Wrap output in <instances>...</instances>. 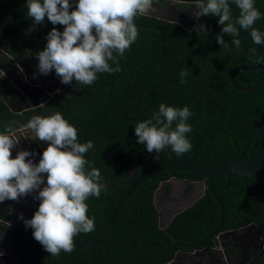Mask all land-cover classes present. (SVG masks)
I'll use <instances>...</instances> for the list:
<instances>
[{
	"label": "trees",
	"instance_id": "1",
	"mask_svg": "<svg viewBox=\"0 0 264 264\" xmlns=\"http://www.w3.org/2000/svg\"><path fill=\"white\" fill-rule=\"evenodd\" d=\"M231 5L238 16V7ZM255 6L261 18L254 26L264 32V0H255ZM212 19L218 23V17ZM45 21L33 29L26 0H0V77L5 70L1 67L10 57L20 58L25 52L34 51L40 41L47 42L42 32ZM134 22L139 36L123 58L117 57L122 71L98 73L92 85L84 86L55 110L78 129L79 142H93L86 159L91 167L99 169L102 181L111 179L145 147L137 143L138 121L126 119L120 111L128 112L133 118L152 117L161 103L180 108L188 106L192 112L187 121L192 126L187 134L192 144L187 153L191 160L213 164L248 156L264 113V83L254 90L240 91L230 83L228 75L234 67L250 65L242 60L262 62L263 50L242 35L241 46L236 48L231 44L232 38L225 34L228 57L226 49L216 40L222 26L216 29L211 22H200L207 29L201 32H187L145 15L136 17ZM53 27L63 26H54L48 21L45 34ZM109 63L116 66L112 61ZM184 69L188 71L187 77L180 76ZM263 77L264 65L234 74L242 86L252 85ZM181 79L186 82L181 84ZM1 83L0 80V95ZM11 115L0 97V117ZM263 146L264 128L258 150ZM178 160L167 149L158 157L155 152L146 151L117 181L107 185V191H102L99 198L90 197L86 203L88 215L95 218V230L76 236L71 253L64 255L61 251L58 256H51L34 239L33 229L26 225L16 227L12 253L20 264H75L83 241L95 240L102 233L116 202L129 185L126 178L130 176L132 181L154 163ZM172 176L205 178L170 170L148 175L122 207L103 244L88 248L81 264H159L167 261L164 258L173 241L193 243L207 238L220 220L219 205L209 190L165 229L159 227L155 193L160 183ZM213 186L225 207L221 230L255 222L264 234V190L256 178L217 176L213 178ZM164 187L167 196L170 184L165 182ZM181 248L174 246L170 257Z\"/></svg>",
	"mask_w": 264,
	"mask_h": 264
},
{
	"label": "clouds",
	"instance_id": "2",
	"mask_svg": "<svg viewBox=\"0 0 264 264\" xmlns=\"http://www.w3.org/2000/svg\"><path fill=\"white\" fill-rule=\"evenodd\" d=\"M230 3L238 7V16L233 14ZM26 4L33 29L45 18L54 26H63V31L53 27L44 49L35 53L37 72L46 76L54 71L62 84L71 87L73 82L92 85L98 73L122 71L117 57L123 58L138 39L135 18L148 14L153 0H26ZM193 4L198 10L193 14L197 19L218 17L222 27L216 40L221 48L229 47L225 34L239 48L241 30L249 34L254 44L264 45V32L254 26L261 18L255 0H193ZM196 31L207 29L198 24ZM187 75V69L180 72L181 77ZM185 82L180 80L181 84ZM191 116L188 106L161 103L152 118L136 122L137 143L157 157L166 149L176 156L188 153L192 149L187 137L192 131L187 123ZM24 127L35 141L48 146L39 163L28 159L34 156L28 150H20L13 157L20 137L12 127L0 130V203L33 194V199L40 202L39 208L24 221L26 227L33 229L34 239L51 256H58L61 251L71 253L76 236L95 230V218L88 215L86 202L107 191L99 169L91 167L86 159L94 144L91 140L79 142L78 129L55 110L33 116Z\"/></svg>",
	"mask_w": 264,
	"mask_h": 264
},
{
	"label": "flooded vegetation",
	"instance_id": "3",
	"mask_svg": "<svg viewBox=\"0 0 264 264\" xmlns=\"http://www.w3.org/2000/svg\"><path fill=\"white\" fill-rule=\"evenodd\" d=\"M197 11L198 10L194 7L193 0H153V6L145 16L156 18L163 23H172L187 32L196 30V26L202 21L211 22L210 24L214 25L216 29L221 26L212 19L216 18L214 15H207L197 19L193 15ZM61 30L63 31V27ZM42 48L44 47L40 43L37 49L38 52L43 50ZM26 53L27 52L17 59L11 57L9 58V62L4 64L3 68L7 71L3 72L4 74L0 77L2 81L1 88L3 87L1 95H9L11 87L13 88V82H11L9 76L11 73L17 76L29 70L31 76L37 74L36 69L33 67L34 63H37L34 51L28 54ZM21 69H23V71H21ZM40 77L44 80H50V82L46 83L47 87L55 86L57 88L51 96L50 101L63 91L59 88L60 85H57V80H59V78L56 77L54 71L46 76L40 75ZM68 87L69 86L66 85V88ZM13 130L15 131V129ZM17 133L20 139L17 146L13 149V157H15L20 150H28L34 154L33 157H29L28 159L34 158V162L39 163L43 151L48 145L43 142L35 141L28 131L25 133ZM129 178L130 176L126 179L129 180ZM184 179L185 178L181 177V179H176L173 183L167 182L170 184V187H168L169 194L167 196H165V187L163 185L157 203L160 208L161 220L164 224H170L172 220L169 222V219L176 209L187 205L196 196L200 195L199 199H201L206 195L203 190V184L200 183L201 180L187 178L190 181L185 182ZM41 187H43V185ZM39 203V201L33 199V194H29L27 197H20L17 201L6 200L0 203V253H2V255H0V264H20L18 258L12 253V243L16 227L25 225L24 221L34 216L39 208ZM21 215L23 219H21ZM252 223L255 222H250L238 228L220 229L214 239L201 246L193 248L181 246L182 248L178 249L173 257L169 255V257L166 258V262L162 260L159 264H264V234L258 226L251 225ZM205 239L193 243L173 242L194 245ZM67 254L69 253L64 252V255Z\"/></svg>",
	"mask_w": 264,
	"mask_h": 264
},
{
	"label": "water",
	"instance_id": "4",
	"mask_svg": "<svg viewBox=\"0 0 264 264\" xmlns=\"http://www.w3.org/2000/svg\"><path fill=\"white\" fill-rule=\"evenodd\" d=\"M75 1V0H74ZM230 8L232 9V12L234 15L235 10L233 6L230 4ZM48 20L46 19L45 24L42 28V32L44 37L46 38L47 35L45 34V27ZM241 35L245 37L246 39L253 42L247 34H245L241 30ZM40 43V42H39ZM39 43L37 44L34 54L38 52ZM254 43V42H253ZM264 52V47L262 45H258ZM227 55L229 57V47L226 49ZM14 60V59H13ZM16 60V59H15ZM248 61L250 65H243V66H237L230 70L228 79L230 83L238 90L240 91H251L255 88L259 87L264 83V77L255 82L252 85L249 86H242L238 84L234 78V74L238 71H244V70H254L256 68H259L264 65V60L260 63L256 62L253 59H246L242 60L241 62ZM37 63H34L33 67L36 69V75L31 76V73L29 70H27L24 74H18L17 76H14L13 73H11L10 79L11 82H13V88L11 87L10 94H2L0 95L1 99L7 104L10 111L13 113L11 116L7 117H0V130L12 127L15 129V132H27L28 130L24 127L25 124H27L30 119L35 115H47L51 113L53 110H56L60 106H62L66 101H68L73 95H75L78 91H80L84 86L80 84L73 83V86L66 88V85L62 84L60 80H57V85H60V89L63 90L56 98L50 101L51 96L53 95L54 91L57 90L55 86L53 87H47L46 83L50 82V80H44L40 77V74L37 72V64L38 60L36 59ZM240 61H237L239 63ZM4 69L3 67H1ZM4 71V70H3ZM39 75V76H38ZM41 78V79H40ZM45 78V77H44ZM7 100H5L4 98ZM11 97V99H7ZM122 115L130 120V121H143L150 119L152 117H144V118H133L128 115V112L126 111H120ZM264 128V113L262 114V117L259 121L255 138L250 150V154L243 158H237V159H231L224 162L219 163H213V164H204V163H198L189 158L187 153L182 154L181 156H177L179 158L178 161L174 162H157L154 163L145 169L132 181H130L129 178V185L126 188L123 195L118 199L116 202L112 213L109 216V219L100 234V236L92 241H83L79 251L77 258L75 260V264H81V261L83 259V256L88 248L101 246L106 239L108 233L110 232L113 224L115 223L122 207L125 205V203L128 201L130 196L133 194V192L136 190V188L142 183V181L151 173L156 171H184L188 172L190 174H197L202 175L205 178L200 181L201 184H203V190L205 193L209 190L214 197V199L217 201L219 208H220V220L218 222V225L216 229L211 233L209 237H207L204 241L194 244V245H187L184 243H177L173 242L169 249L166 252L165 258H168L170 255V251L173 248L174 245H180L183 247H197L204 245L208 243L210 240L214 239V237L219 233L225 217V207L218 196L214 186H213V178L217 176H251L256 178L262 185L264 190V146L258 150V144L259 140L262 134ZM19 136V134H17ZM147 151L146 147L138 153L127 165H125L122 169H120L111 179L107 181H101L106 186L114 183L118 180V178L125 173L133 164H135L142 155ZM179 180L181 177L178 176H172L166 181H163L160 183V186L157 188L155 193V204L158 211L159 216V227L166 228L167 224L162 223L161 220V213L160 208L158 206V197L160 195L161 190L163 189V185L165 182L171 183L172 180ZM185 182H189L190 180L185 178ZM199 196H196L194 199H192L187 205L180 207L176 209V211L172 214L171 218L169 219V222L173 220V218L177 215H179L181 212H183L188 207L192 206L194 203H196L199 199ZM251 225L257 226L256 223H252Z\"/></svg>",
	"mask_w": 264,
	"mask_h": 264
},
{
	"label": "rangeland",
	"instance_id": "5",
	"mask_svg": "<svg viewBox=\"0 0 264 264\" xmlns=\"http://www.w3.org/2000/svg\"><path fill=\"white\" fill-rule=\"evenodd\" d=\"M62 27H60L59 29H61ZM43 39V38H42ZM40 43H41V45L43 46V47H45L46 46V43L47 42H45V41H40ZM40 43H39V45H40ZM11 58V57H10ZM4 74V73H3ZM20 137V136H19ZM21 141H22V139H21ZM174 181H176V180H172L171 181V183H173Z\"/></svg>",
	"mask_w": 264,
	"mask_h": 264
},
{
	"label": "crops",
	"instance_id": "6",
	"mask_svg": "<svg viewBox=\"0 0 264 264\" xmlns=\"http://www.w3.org/2000/svg\"><path fill=\"white\" fill-rule=\"evenodd\" d=\"M3 72H6L5 70Z\"/></svg>",
	"mask_w": 264,
	"mask_h": 264
}]
</instances>
